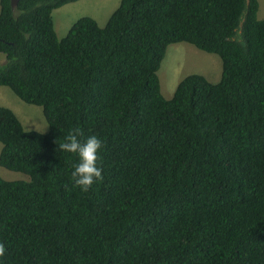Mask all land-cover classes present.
<instances>
[{"label": "trees", "instance_id": "16d2710c", "mask_svg": "<svg viewBox=\"0 0 264 264\" xmlns=\"http://www.w3.org/2000/svg\"><path fill=\"white\" fill-rule=\"evenodd\" d=\"M0 0V85L40 105L46 132L0 105V264H264V16L258 0H120L104 26L58 38L53 9ZM215 53L170 98L169 44ZM70 129L102 140V179L73 187Z\"/></svg>", "mask_w": 264, "mask_h": 264}, {"label": "rangeland", "instance_id": "374dc122", "mask_svg": "<svg viewBox=\"0 0 264 264\" xmlns=\"http://www.w3.org/2000/svg\"><path fill=\"white\" fill-rule=\"evenodd\" d=\"M119 2L120 0H77L53 9L51 14L57 37H63L70 26L82 16H90L99 26H104ZM258 4L257 17L262 18L264 0H258ZM4 60V54L0 53V62ZM191 73L202 74L208 81L217 82L221 76L220 57L215 53L200 50L187 42L169 44L157 70L162 95L170 98L177 83ZM0 105L11 108L25 129L47 131L48 124L42 107L24 102L4 85H0ZM0 176L7 180L29 179V176L23 172L9 170L2 166H0Z\"/></svg>", "mask_w": 264, "mask_h": 264}, {"label": "clouds", "instance_id": "9594fccd", "mask_svg": "<svg viewBox=\"0 0 264 264\" xmlns=\"http://www.w3.org/2000/svg\"><path fill=\"white\" fill-rule=\"evenodd\" d=\"M80 135L79 129H70L58 147L62 152L75 154L78 158L71 172V181L73 187L87 191L95 181L102 179V168L98 164L102 140L95 133L84 139ZM5 252L4 244L0 243V258Z\"/></svg>", "mask_w": 264, "mask_h": 264}, {"label": "water", "instance_id": "95a60500", "mask_svg": "<svg viewBox=\"0 0 264 264\" xmlns=\"http://www.w3.org/2000/svg\"><path fill=\"white\" fill-rule=\"evenodd\" d=\"M17 1H18V0H10V5H11L12 8L15 7Z\"/></svg>", "mask_w": 264, "mask_h": 264}, {"label": "crops", "instance_id": "0c3cea01", "mask_svg": "<svg viewBox=\"0 0 264 264\" xmlns=\"http://www.w3.org/2000/svg\"><path fill=\"white\" fill-rule=\"evenodd\" d=\"M258 8H259V6H258Z\"/></svg>", "mask_w": 264, "mask_h": 264}]
</instances>
